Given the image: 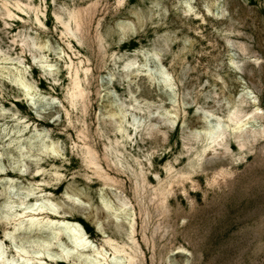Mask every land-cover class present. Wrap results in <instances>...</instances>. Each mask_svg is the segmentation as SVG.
<instances>
[{
    "label": "rangeland",
    "instance_id": "obj_1",
    "mask_svg": "<svg viewBox=\"0 0 264 264\" xmlns=\"http://www.w3.org/2000/svg\"><path fill=\"white\" fill-rule=\"evenodd\" d=\"M75 77L84 107L68 97ZM217 120L226 134L208 147ZM30 189L27 202L50 199L82 227L100 264L115 248L138 264H264V0H0L3 260L35 247L5 237Z\"/></svg>",
    "mask_w": 264,
    "mask_h": 264
},
{
    "label": "bare ground",
    "instance_id": "obj_2",
    "mask_svg": "<svg viewBox=\"0 0 264 264\" xmlns=\"http://www.w3.org/2000/svg\"><path fill=\"white\" fill-rule=\"evenodd\" d=\"M16 5H17V8L20 9L19 8V3H16ZM30 6H32V5H30ZM4 8H5V16L10 19L12 17L11 11L6 6H4ZM24 9H25V7H24ZM77 14L78 13H76V15H74L75 17H73V19H72L74 21V24H75V27H73V28H75L74 30H72L70 28V26L64 25L65 31L68 32V33H71L70 35L72 37H74V38L76 37V33L80 32V26H81L79 24V22L76 20ZM79 14H78V16H79ZM13 19H15V18H13ZM79 19L80 18H78V20ZM37 21L40 23L38 18H37ZM38 22H37V24H38ZM81 27H83V26H81ZM82 31H81V33H82ZM66 32H64V33H66ZM20 41H22V40H20ZM23 45H22V47H24ZM69 63H70V61H69ZM50 65H49V67H51ZM52 69H54V67H52ZM44 70H45V68H44ZM161 74H162L163 77H165V80L167 81V78H168L167 74H165V73H161ZM15 82L17 84H19L20 86H22L24 89H26V91H29L31 89V87H30L31 84L29 85L21 75H18L16 77ZM167 85H166V87H167ZM85 91L86 90H84L80 86V82H79L78 78L75 77V79L73 80V90H72L70 96L68 95V97H70L71 105H73L75 107V105L80 101L81 104L84 107V103L83 102H84V99H86L85 98L86 97V95H85L86 92ZM121 115H123V113ZM230 116H228V117H230V119H228V120H230V122H232L233 125H234L233 131L238 132V134L241 133L242 131H246V130H244V128L248 124V123H246L247 120L244 122L243 120H241L242 118H239L238 115L235 112H234V114H232ZM251 119H249V120H251ZM212 124H214V123H212ZM222 124L223 123L221 121L217 120V122L212 127H209L207 130L204 129L205 131L203 130L204 134H205V137H206L205 139L209 142V146L207 145L208 147H210V145L215 144V143L217 145H219L218 140L221 139L222 136H224V133L226 132V128L224 127L225 129H223L222 127L224 125H222ZM258 131H260V130H258ZM197 133H200V132H197ZM247 134H248V132H247ZM249 134H250V130H249ZM239 136H240V134L238 135V137ZM251 136H254V135H251ZM240 137L243 138L242 136H240ZM201 138H202V136H201ZM203 138H204V136H203ZM245 139H244V141H245ZM203 141H204V139H203ZM221 141H223V140H221ZM222 144H224V143L222 142ZM43 147L45 149H50V150H52L53 152L56 153V150H55L56 148L54 149L52 146L50 147L48 144L47 145H43ZM216 147H218V146H216ZM92 148L93 147H90L87 144L85 145V159L84 160H86L88 166H91V167L94 168V170L96 172V175H99L101 180L103 179L104 181H110L111 179L105 173H103V171H102V169L100 167L101 165H99L96 153H95V151ZM108 152H106V153H108ZM57 153H58V151H57ZM202 156H200V157H202ZM138 175H140V174H138ZM140 179H141V177H140ZM105 184H107V183L105 182ZM142 187H143V185H142ZM34 191H35L34 189H30V190H27L25 193H23V197L24 198L22 199V202L20 204L22 205V207L23 206L24 207L22 208L20 213H14L12 215V223H13L12 235L10 233H8V234L5 235V237H10V238H12V241H13V239L18 238V236L24 235V236L29 237L32 240L31 243L34 244L35 247L34 248L27 247L26 244L28 245L29 241H26L25 243H21L19 246H17L16 247V253H17V256H18V261H16L15 259H12V261L7 260V259H5V260L1 259V258H3V254H4L2 252L3 251L2 250V251H0V264H18L19 262H21L20 264H100L101 261H106V253L104 251H102V250L100 251V250L94 248L93 244L86 237V234L84 233L82 227H80L74 221H71L69 219V216H64V215L60 214L57 211L58 204H56V203L52 202L50 199H46V198H40V200H36L35 203L27 202V198L31 197L30 195L34 194L35 193ZM154 193L156 194V192H154ZM161 195H163V194H161ZM108 204L109 203H106V202L103 201L104 208L108 209L109 208ZM125 206H126L125 204H122L120 206L119 210L122 211ZM125 209L127 210L126 207H125ZM111 210H113V209H111ZM110 214H113V213H110ZM125 217H126L125 218L126 221L129 224V227H130L129 240L131 241V243L133 245L132 246V251L135 254V253H137V249H138L137 243H136V241L134 239L135 238L134 237V234H135V220L128 213L125 214ZM107 243H111V242L108 241ZM51 245L52 246H56V248H57L56 250L57 251H55V252L49 251L48 247H50ZM30 246H32V245H30ZM118 253H123L124 256H116V254H118ZM99 258L101 260H99ZM112 261H113L114 264H138V261L136 260V258L134 256H131L130 254H127L124 251V249L119 251L118 248L114 249V254H113Z\"/></svg>",
    "mask_w": 264,
    "mask_h": 264
}]
</instances>
